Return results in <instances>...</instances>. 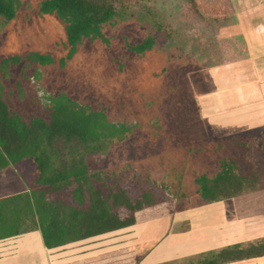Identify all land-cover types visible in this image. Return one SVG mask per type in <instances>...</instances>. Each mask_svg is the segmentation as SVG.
Instances as JSON below:
<instances>
[{
    "label": "trees",
    "instance_id": "16d2710c",
    "mask_svg": "<svg viewBox=\"0 0 264 264\" xmlns=\"http://www.w3.org/2000/svg\"><path fill=\"white\" fill-rule=\"evenodd\" d=\"M121 1L41 0L36 14L59 19L67 55L59 62L53 53L38 50L0 57V184L7 181V175L20 179L22 164L34 165L28 182L20 179L15 189L0 192V241L39 231L46 249L55 250L264 189V128L249 129L246 137L239 133L229 136L224 130L218 133V127L203 116L200 103V97L212 91L205 76L192 87L190 106L177 101L170 87L169 92L161 93L158 105L169 112L170 124L161 118H135L134 124L120 118L119 122L110 117L106 106L80 105L64 93L43 114H30L25 106L20 111L19 99L24 97L33 98L29 108L32 102L38 104L37 95L24 87L40 76L42 67H65L87 41H106L103 30L122 9L155 2ZM187 2L188 21L202 18L220 24L233 13L230 0ZM23 6L21 0H0V26L14 21ZM149 13L154 16L151 9ZM155 44L148 37L128 47L143 55ZM150 67L153 80L162 84L158 77L162 80L169 69L160 67L159 74L157 67ZM153 80L151 89L157 85ZM147 106L155 110L157 102L149 97ZM140 131L151 134L148 142L159 150L153 157L169 163L166 171L156 172L161 173L160 180L143 165L134 175L110 173L96 166L95 158L114 146L128 145ZM147 254L124 248L74 264H142ZM260 257H264V239L223 249L191 264H228Z\"/></svg>",
    "mask_w": 264,
    "mask_h": 264
},
{
    "label": "rangeland",
    "instance_id": "374dc122",
    "mask_svg": "<svg viewBox=\"0 0 264 264\" xmlns=\"http://www.w3.org/2000/svg\"><path fill=\"white\" fill-rule=\"evenodd\" d=\"M21 1L24 6L18 11L17 18L3 25V28L0 26V57L38 50L53 53L59 62L68 52L63 46L66 38L62 23L54 16L41 17L36 14L41 0ZM154 1L130 10L122 9L119 16L105 26L103 31L106 41H87L75 59L65 67L60 64L42 67L40 76L31 78L24 87L29 94L37 95L38 104L32 102L29 108V101L33 98L24 97L19 99L20 111L25 106L30 114H43L54 105L53 100L64 93L80 105H97L99 109H105L106 106L111 111L110 117L119 122L123 119L134 124L135 118L141 121L161 118L170 124L169 112L158 105L163 91L172 88L177 101L190 106L192 97L189 95H194L192 89L205 76L209 79L208 87L212 91L200 97V103L203 115L212 126L218 127V133L224 130L229 136L239 133L246 137L249 129L262 130L264 100L260 93L257 94L259 89L254 83L256 71L249 58L264 52V37L259 32L249 31L246 26L248 21L253 25L264 18V0H230L233 13L220 24L202 18L188 21L185 17L187 0ZM150 9L154 16L150 15ZM148 37L156 40L151 51L136 55L129 50L128 44L142 43ZM150 66L157 67L159 74L160 67L169 69L162 80L158 77V81H163L162 84L153 80ZM150 80L157 84L155 88H150ZM245 88L248 89L245 93L248 96L243 99L241 94ZM148 96L157 102L155 110L147 106ZM162 107L167 108L166 105ZM138 134L141 135L132 138L128 145L122 143L114 146L106 150L104 156L95 158L96 166L110 173L123 171L124 174L127 172L134 175L138 167L143 165L145 170L155 172V179L160 180L162 175L156 172L166 171L169 163L162 162L160 157H153L159 154V150L155 149L156 145L148 142L152 139L151 134L142 131ZM19 173L20 179L28 182L34 175V165L31 162L22 164ZM6 179L0 184V192L15 189L20 180L14 175H7ZM170 224L171 221L159 220L139 225L114 235H106L99 242H92L82 253L79 252L82 249H74L73 253L92 254L93 250H99L98 254H101L126 248L134 243L133 240L136 243L135 237L149 230L158 231ZM27 241L30 244L38 243L37 239ZM175 246L170 250L175 252ZM36 254L26 255V264L30 256ZM212 255L171 261L174 264L198 263ZM173 257L174 253L165 255L158 252L150 255L142 264H159L157 262L169 261ZM23 261L24 256H21L18 263L15 260L13 263L24 264Z\"/></svg>",
    "mask_w": 264,
    "mask_h": 264
},
{
    "label": "crops",
    "instance_id": "0c3cea01",
    "mask_svg": "<svg viewBox=\"0 0 264 264\" xmlns=\"http://www.w3.org/2000/svg\"><path fill=\"white\" fill-rule=\"evenodd\" d=\"M255 24L252 25L248 21L246 28L249 31L259 32L264 37V18L257 20ZM249 59L256 71V81L254 83L259 89L257 94L260 93L261 98L264 100V52ZM247 91L248 89L245 88L244 93L241 94L243 99L248 96V94H245ZM189 215L191 216L189 217ZM177 229L178 232L175 235L177 238L173 235L171 237L170 227L165 232L167 243L161 253L165 255L174 253V257H176L168 259L169 261L206 254L214 255L232 246H246L256 243L264 239V189L256 193L246 194L240 198L200 206L186 213L181 212L177 215ZM106 235L71 244L64 248L48 250L44 245L41 232H30L0 241V264H14L13 260L18 263L21 256H24L23 262L26 264L28 259L26 255L32 253L37 254L30 256V261L28 260L27 264L86 263L84 260L88 257L92 258L107 252L98 254L100 252L93 250L92 254L87 252V254L80 255V253H73V250L82 249L79 251L82 253L89 245L93 244L92 242L96 241L97 243ZM27 239H37L38 243L30 244ZM171 241H176L175 252L169 248ZM169 261L166 260V262ZM228 264H264V257Z\"/></svg>",
    "mask_w": 264,
    "mask_h": 264
},
{
    "label": "flooded vegetation",
    "instance_id": "af4514ba",
    "mask_svg": "<svg viewBox=\"0 0 264 264\" xmlns=\"http://www.w3.org/2000/svg\"><path fill=\"white\" fill-rule=\"evenodd\" d=\"M191 211V210H190ZM186 212H189V211H185L184 213ZM183 213V212H182ZM179 213L175 214L174 216L172 217H164V218H160L156 221L159 222L160 221H171V224L169 226H165L163 227L162 229L158 230V231H155V230H149L147 231L146 233H144L143 235H140L138 237H135L136 238V243L135 241L133 240L132 242H134L132 245H130L129 247H126V248H134V249H137L140 253H148L147 256L145 257L144 261L152 254H156L158 252H161L162 249H165V246H166V243H167V237L165 236V232L166 230L170 227V234H171V237L173 235V237L176 235V232H178V229L176 230V227H177V215ZM142 226V225H141ZM144 226V225H143ZM125 230H121V231H117V232H113V233H110L112 235L116 234V233H120V232H123ZM175 238H177L175 236ZM173 238V239H175ZM179 238V237H178ZM176 241L172 242L171 241V244L169 245V248H172L173 245H175ZM163 245L164 247L160 248L161 246ZM160 246V247H159ZM159 248V249H158ZM124 248H121L119 250H122ZM119 250H113V251H109L107 253H111V252H115V251H119ZM99 251V250H98ZM106 254V253H105ZM98 255V254H97ZM104 255V254H102ZM102 255H99V256H94L89 260H93V259H96ZM159 264L161 263H166V261H163V262H157ZM156 264V263H155Z\"/></svg>",
    "mask_w": 264,
    "mask_h": 264
}]
</instances>
